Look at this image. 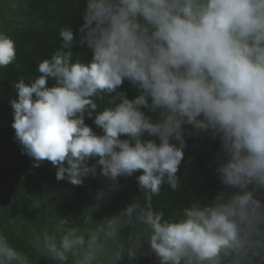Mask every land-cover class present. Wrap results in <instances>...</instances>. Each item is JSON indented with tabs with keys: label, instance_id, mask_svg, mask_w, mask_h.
Masks as SVG:
<instances>
[{
	"label": "clouds",
	"instance_id": "9594fccd",
	"mask_svg": "<svg viewBox=\"0 0 264 264\" xmlns=\"http://www.w3.org/2000/svg\"><path fill=\"white\" fill-rule=\"evenodd\" d=\"M83 16L80 42L92 49L91 61H73V31L61 28L62 47L39 63L41 75L15 83L12 127L34 166L50 161L57 180L81 185L97 165L113 182L142 170L145 203L100 222L57 218L32 231L30 246L58 264H117L125 253L120 229L143 225L127 247L129 259L143 238L160 264H264V203L254 194L264 188V0H87ZM15 59L14 40L0 31V68ZM125 79L139 89L133 99L117 91ZM111 93L95 115L97 135L85 113L91 117L94 98ZM142 107L159 110V118ZM183 125L219 136L225 159L217 171L239 190L166 219L152 197L165 182L177 188ZM0 264H33L3 230Z\"/></svg>",
	"mask_w": 264,
	"mask_h": 264
},
{
	"label": "trees",
	"instance_id": "16d2710c",
	"mask_svg": "<svg viewBox=\"0 0 264 264\" xmlns=\"http://www.w3.org/2000/svg\"><path fill=\"white\" fill-rule=\"evenodd\" d=\"M86 6L87 0H0V31L10 35L16 47V59L7 67L0 68V230L18 249L29 255L33 264H58L43 253L37 254L30 246L29 239L34 229L51 228L57 218L82 225L90 215L93 221L100 222L118 215L129 204L145 203L144 192L137 180L142 170L131 176L121 175L113 182L100 174V166L97 165L96 175L84 177L81 185H73L67 179L57 180V169L50 161L34 166V159L23 150L12 127L14 110L11 101L18 98L15 83L23 78L25 83L31 84L41 75L39 63L50 59L62 47L61 28L73 31L70 48L73 61H91L92 49L86 41L83 44L80 42ZM55 83L54 78L47 79L48 87ZM117 91L123 92L129 99L140 94L137 86L127 79ZM103 95V100L94 98L98 108L92 116L85 113V123L97 135H102L103 131L94 123L95 115L109 106L108 102L115 93ZM141 110L154 121L159 118V110L153 112L144 107ZM182 127L186 146L176 173L177 188L172 189L165 182L159 195L152 197L153 210L163 211L166 219L182 213L193 203L205 206L221 193L239 190L226 187L217 171L225 159L219 136H213L211 131L196 130L191 125ZM120 138L128 139L124 135ZM142 139L159 143L158 137L147 133ZM171 142L178 146V141ZM96 159L90 158L89 165L95 164ZM253 188L249 185V189ZM254 194L264 203V188H255ZM10 220H15V224ZM143 227L127 225L120 229L118 238L125 246V253L117 264H160L147 239L142 238V247L135 258L129 259L127 255V247Z\"/></svg>",
	"mask_w": 264,
	"mask_h": 264
}]
</instances>
